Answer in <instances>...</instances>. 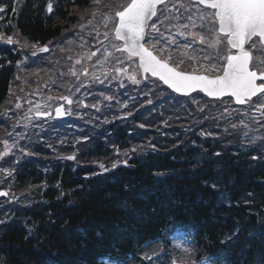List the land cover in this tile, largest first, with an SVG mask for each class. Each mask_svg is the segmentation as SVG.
<instances>
[{"label": "trees", "instance_id": "1", "mask_svg": "<svg viewBox=\"0 0 264 264\" xmlns=\"http://www.w3.org/2000/svg\"><path fill=\"white\" fill-rule=\"evenodd\" d=\"M120 2L0 0V34L27 57L0 46V264H264V143H241V114L223 100L110 78L82 117L17 121L13 102L35 79L75 80V55L93 44L71 23ZM177 228L190 249L169 240Z\"/></svg>", "mask_w": 264, "mask_h": 264}, {"label": "snow or ice", "instance_id": "2", "mask_svg": "<svg viewBox=\"0 0 264 264\" xmlns=\"http://www.w3.org/2000/svg\"><path fill=\"white\" fill-rule=\"evenodd\" d=\"M94 2L98 3L99 0ZM195 2L212 11L205 12L203 9H198L200 24L192 20V17H188L191 24L181 25L186 30L192 28L198 31H178L177 34L185 40L183 47L186 55L188 49H192V52L197 54L205 51L198 49V44H207L209 49L216 50L215 56H203V59L208 61V64L203 65L205 72L222 73L215 77L207 74L197 75L196 70L193 73L178 70L180 64L184 63L183 60L172 66V55H165V48L156 49V44L161 41L152 37L146 30L150 27L153 31H158L156 23L150 24V21L153 17H157L158 11L163 14V10L158 9L157 6L164 4L166 9L165 0H130L122 10L115 11L114 18L104 15L105 27L110 20L113 21L114 37L123 42L122 47H116V51L126 53L129 59L138 58L139 68L143 73L158 78L174 92L188 95L199 90L214 98L227 95L234 98L237 104L252 102L253 97L257 99L264 97V0H195ZM192 3L193 0H188L189 6ZM183 6L181 4V7ZM47 10L52 12L51 3L47 6ZM7 42L12 43V38L8 37ZM146 43L152 44L153 50L146 47ZM169 43L175 44L176 41L172 40ZM222 46L227 48V54L220 53ZM48 50L47 47L40 49L42 52ZM154 51L158 54H154ZM92 55L95 56L96 53L93 52ZM219 61L224 63L220 68H216L215 64ZM76 62L80 63L79 60ZM72 75L75 76L76 73L73 72ZM129 79L133 83L138 82L135 76H130ZM63 99L69 104L72 103L67 97ZM106 99L111 98L106 97ZM17 107L20 105L17 104ZM260 108H264V103L260 104ZM56 114L57 116L63 114L61 108H56ZM0 195L7 193L0 192ZM101 264H104L103 258Z\"/></svg>", "mask_w": 264, "mask_h": 264}, {"label": "rangeland", "instance_id": "3", "mask_svg": "<svg viewBox=\"0 0 264 264\" xmlns=\"http://www.w3.org/2000/svg\"><path fill=\"white\" fill-rule=\"evenodd\" d=\"M179 3V0H171L169 2V4H167V8L165 9V6L163 7V16H165V13H168L170 10H172L174 8V11H176V4ZM182 2L180 3V7H181ZM184 5V4H183ZM180 7L177 10V15L175 16L173 13L171 14V17L175 20L178 21L180 19ZM1 9V8H0ZM190 12H186V13H190V17L192 15V20H196L197 22L201 21L199 20V11L198 9H201L198 5H191L189 7ZM205 12H211L212 10H207V9H203ZM97 14H99V11H97L95 13V15L93 16H97ZM110 16V15H109ZM2 17V10H0V18ZM111 17V16H110ZM176 17H179V19H176ZM167 20V19H166ZM110 22V21H109ZM108 22V24H109ZM92 23V22H91ZM152 23H156L157 25V29H158V23L159 20L156 22H152ZM101 25H105V21L103 19V22H100ZM107 24V25H108ZM151 24V23H150ZM184 24H191L190 20L185 21ZM84 25H88V22H86V24ZM95 25V22H94ZM96 25H99L96 24ZM180 25L183 24H178V23H174V25H170L167 28L173 29L174 33H172V31L169 32V34H165L164 36L167 37V41L168 43L163 45L162 48L166 49V53L167 54H171L172 56L177 57H184L187 58L188 60V66L187 67H182L180 64V67L183 70L188 71L189 69H194L196 70L195 72H205L203 65L208 64V61H205L203 59L204 55H211V56H215L216 55V50L215 49H209L207 47V44L205 45H201L200 49H204L205 51L199 52V54L192 52V49H188L187 50V55H189L187 57V55L185 54V49L183 47L185 40L183 37H181L180 35H178V31H194V29H184L182 28ZM150 28V27H149ZM151 29V28H150ZM156 31H154L153 34H155ZM104 35V34H102ZM105 36V35H104ZM178 37V39L174 38V37ZM177 41L178 42V46L175 47L173 44H170L169 41ZM180 40H183V42H180ZM102 44V42H101ZM119 43L113 38V36H109L107 38H105V40H103V45L100 47H98V50L96 51V55L93 56L91 54V52L89 53V55L87 56L88 58H85V60H81L79 59L80 63H76L75 67L73 68V71H75V73L77 74H82L81 71H86L88 72L87 74H82L83 77H85L88 81L89 84L91 83L90 81L92 80H97L99 79L96 78V76L98 74L102 75L103 73H105V71L107 69H109V71L107 72L106 76H110L113 79H116L118 82L123 83L124 80H130L129 77L130 76H135L136 79H138V72H136L134 69L136 68V61L134 59H129L128 57L124 56L122 54V52L119 51H115L116 47H119ZM115 46V47H114ZM199 49V47H197ZM220 53L221 54H227V51H225V47H221L220 48ZM91 57V58H89ZM161 58H164L163 56H161ZM192 60V61H191ZM219 64H223V61H219L215 64L216 68H220ZM111 65L113 66L111 69ZM129 66L124 68L125 66ZM118 69H120L121 71H117ZM208 74H212V73H217L218 71H208ZM212 72V73H211ZM101 78V76H100ZM76 80H71V83L68 84L67 82L66 85L69 86H74L75 88H80L78 86H76L75 84H73V82H75ZM102 80H100L101 82ZM82 82V78H79V81L75 82V83H81ZM65 83H63V81L61 82V85L64 86L66 88ZM85 90V89H84ZM50 95L44 94L42 97L38 98L39 100H36L34 104H31L29 106V108L27 109L26 115L23 117V119H29L30 118V114H32L34 111H46L49 110L53 107L54 102L53 103H49L50 100H52V94L53 93H49ZM86 94V90L83 91L82 90V95L83 97H85ZM264 103V97H261V99H256L253 103L247 104L245 106V108L242 110V113L244 115V121L246 123V125L243 126V132H245L243 140L245 142H250L254 139H256L259 135H264V108H260V104ZM71 112V108L67 109V113ZM245 127V128H244Z\"/></svg>", "mask_w": 264, "mask_h": 264}, {"label": "water", "instance_id": "4", "mask_svg": "<svg viewBox=\"0 0 264 264\" xmlns=\"http://www.w3.org/2000/svg\"><path fill=\"white\" fill-rule=\"evenodd\" d=\"M138 59V58H137ZM138 65H139V60H138ZM142 71V70H141ZM142 75L144 76L145 75V73H143L142 72ZM197 75H201V74H197ZM210 77H212V76H210ZM167 86V85H166ZM172 90V89H171ZM173 91V90H172ZM196 91H199V90H196ZM193 92H195V91H193ZM193 92H191V93H193ZM177 93V92H176ZM191 93H189V94H191ZM203 93V92H202ZM178 94H180V95H184V94H182V93H178ZM188 94V95H189ZM204 95H206L205 93H203ZM207 96V95H206ZM225 96H227V95H225ZM208 98H211V99H218V98H214V97H209V96H207ZM234 99V98H233ZM235 101V100H234ZM66 102H67V100H66ZM68 103V102H67ZM236 103V102H235ZM61 108V111H62V115H60V116H57V114H56V108ZM38 115V114H37ZM38 116H41V117H45L46 115L45 114H43V113H40ZM65 116V114H64V112H63V106L62 105H59V106H56L55 107V109H54V117L55 118H59V117H64ZM1 192H4V191H1ZM5 193V192H4Z\"/></svg>", "mask_w": 264, "mask_h": 264}, {"label": "bare ground", "instance_id": "5", "mask_svg": "<svg viewBox=\"0 0 264 264\" xmlns=\"http://www.w3.org/2000/svg\"><path fill=\"white\" fill-rule=\"evenodd\" d=\"M23 49L17 50V52H22ZM149 235L148 233H145L144 236ZM172 264H182L179 260H174L171 262ZM188 264H190V262L187 261ZM154 264H157L156 262Z\"/></svg>", "mask_w": 264, "mask_h": 264}, {"label": "flooded vegetation", "instance_id": "6", "mask_svg": "<svg viewBox=\"0 0 264 264\" xmlns=\"http://www.w3.org/2000/svg\"><path fill=\"white\" fill-rule=\"evenodd\" d=\"M47 89H50L52 92L55 91V89L53 87H49Z\"/></svg>", "mask_w": 264, "mask_h": 264}]
</instances>
